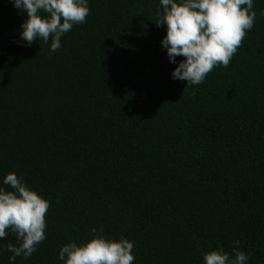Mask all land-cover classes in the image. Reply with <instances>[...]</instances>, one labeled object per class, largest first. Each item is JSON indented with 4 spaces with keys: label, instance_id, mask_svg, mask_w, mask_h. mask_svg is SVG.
I'll return each mask as SVG.
<instances>
[{
    "label": "trees",
    "instance_id": "16d2710c",
    "mask_svg": "<svg viewBox=\"0 0 264 264\" xmlns=\"http://www.w3.org/2000/svg\"><path fill=\"white\" fill-rule=\"evenodd\" d=\"M159 7L89 0L51 52L0 0V178L50 201L45 240L16 264H63L59 248L93 227L134 241L133 264H203L236 240L264 264V0L229 65L191 87L170 76Z\"/></svg>",
    "mask_w": 264,
    "mask_h": 264
},
{
    "label": "clouds",
    "instance_id": "9594fccd",
    "mask_svg": "<svg viewBox=\"0 0 264 264\" xmlns=\"http://www.w3.org/2000/svg\"><path fill=\"white\" fill-rule=\"evenodd\" d=\"M26 16L19 37L26 45L40 40L55 52L62 37L74 25L83 24L90 13L89 0H11ZM156 25H165L160 44L166 50L172 79L187 87L204 82L217 66L227 67L257 18L254 0H159ZM264 16V9L259 10ZM50 42V43H49ZM183 59L177 61L176 57ZM185 86V87H186ZM3 185H7L5 188ZM50 201L29 187L22 176L8 172L0 178V239L11 231L16 243L0 251L10 252L9 264L17 257L28 259L45 238L46 214ZM89 239L63 244L57 259L63 264H133L134 241L104 235L103 228H91ZM234 241L232 253L216 247L203 253V264H248L251 253L239 250Z\"/></svg>",
    "mask_w": 264,
    "mask_h": 264
}]
</instances>
